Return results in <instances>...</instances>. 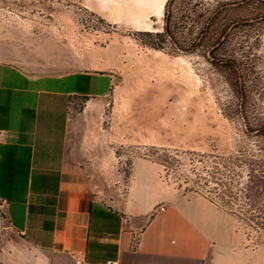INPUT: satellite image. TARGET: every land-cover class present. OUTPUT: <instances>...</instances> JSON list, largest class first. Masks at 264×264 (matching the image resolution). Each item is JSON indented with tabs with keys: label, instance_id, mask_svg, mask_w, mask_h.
I'll return each instance as SVG.
<instances>
[{
	"label": "rangeland",
	"instance_id": "obj_1",
	"mask_svg": "<svg viewBox=\"0 0 264 264\" xmlns=\"http://www.w3.org/2000/svg\"><path fill=\"white\" fill-rule=\"evenodd\" d=\"M187 1L195 12L227 9L241 19L232 28L230 18L225 22L213 58L208 41L194 50L187 34V51L143 45L138 32L161 31L163 8L141 29L109 22L79 0H0V53L32 74L113 70L107 97H74L69 109L73 146L106 199H122L132 163L141 160L147 165L136 163L134 177L149 178L151 194L158 173L183 191L174 175L179 185L185 178L204 186L221 205L242 212L248 208L225 194L240 188L246 163L264 161V139L255 135L264 129V0ZM172 9L187 10L179 0ZM154 161H168L175 173ZM247 231L248 245L264 251L261 234Z\"/></svg>",
	"mask_w": 264,
	"mask_h": 264
},
{
	"label": "crops",
	"instance_id": "obj_2",
	"mask_svg": "<svg viewBox=\"0 0 264 264\" xmlns=\"http://www.w3.org/2000/svg\"><path fill=\"white\" fill-rule=\"evenodd\" d=\"M79 1L141 29L166 2ZM112 71L32 74L0 53V264H264L263 246H249L245 225L211 199L160 173L151 194L150 179L134 177L141 160L121 200L99 192L69 109L74 97H107Z\"/></svg>",
	"mask_w": 264,
	"mask_h": 264
},
{
	"label": "trees",
	"instance_id": "obj_3",
	"mask_svg": "<svg viewBox=\"0 0 264 264\" xmlns=\"http://www.w3.org/2000/svg\"><path fill=\"white\" fill-rule=\"evenodd\" d=\"M176 1L177 0H166L164 3L163 26L161 31L138 32V34L143 37L141 38L143 45L155 50H162L164 49V44L173 43L176 45L177 49L187 51L189 48H185V46H183L185 43H188L184 36L187 34V38L191 41L189 46L194 50L198 46L200 47L202 45L200 43H203L205 40L208 41V48L206 49H208V55L213 58V50L217 45H219L218 41H224L223 32L228 28V23L225 22L227 20L229 21L230 18L231 21H229V24L232 25L231 28L240 25V17H230L227 13V9L211 10L210 8H202V10L195 12L193 6L189 7L190 3L187 0H179V2H184L186 5L187 10L185 13H182L181 11L174 13L172 7ZM227 4L228 3H225V5ZM228 5H232V3H229ZM218 27H220V32H217L216 30ZM185 28L187 32L184 34L183 31ZM195 29H197V31H195ZM215 32H217V34H215ZM220 60L223 63L228 61L226 58L222 57ZM229 61L232 62V60ZM259 131L260 132L255 135L264 139V129H259ZM154 162L161 164L167 175L171 174L169 171L175 173L173 171L174 168L172 169L168 166V161ZM228 163L232 164V161H228ZM246 164L251 166H247L245 178L237 186L239 187L240 185V188L238 189L236 187L235 189L238 190H235L233 194L230 190H227L225 194L226 197L232 199L230 201L231 203L242 202V204L245 205V208H248L242 212L240 210H234L221 205L215 196L210 195L211 192L206 191L204 186L200 187L199 185L193 186L188 184L185 178L182 179L181 185H179V177L173 175L172 178L178 187L185 184V191H193L206 196L218 207L236 215V217L243 222L246 228L259 232L264 238V161L259 159L256 164L253 162ZM230 188H232V186Z\"/></svg>",
	"mask_w": 264,
	"mask_h": 264
},
{
	"label": "built area",
	"instance_id": "obj_4",
	"mask_svg": "<svg viewBox=\"0 0 264 264\" xmlns=\"http://www.w3.org/2000/svg\"><path fill=\"white\" fill-rule=\"evenodd\" d=\"M76 262H77V264H79V263H81L82 261H81V260H77Z\"/></svg>",
	"mask_w": 264,
	"mask_h": 264
}]
</instances>
